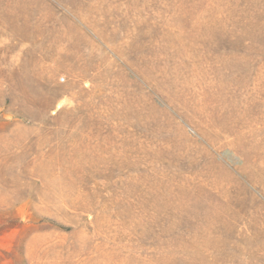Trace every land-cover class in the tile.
Masks as SVG:
<instances>
[{
  "label": "rangeland",
  "instance_id": "obj_1",
  "mask_svg": "<svg viewBox=\"0 0 264 264\" xmlns=\"http://www.w3.org/2000/svg\"><path fill=\"white\" fill-rule=\"evenodd\" d=\"M0 264H264V0H0Z\"/></svg>",
  "mask_w": 264,
  "mask_h": 264
}]
</instances>
